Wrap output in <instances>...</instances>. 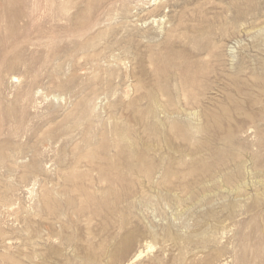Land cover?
<instances>
[{
	"label": "rangeland",
	"instance_id": "374dc122",
	"mask_svg": "<svg viewBox=\"0 0 264 264\" xmlns=\"http://www.w3.org/2000/svg\"><path fill=\"white\" fill-rule=\"evenodd\" d=\"M0 264H264V0H0Z\"/></svg>",
	"mask_w": 264,
	"mask_h": 264
},
{
	"label": "bare ground",
	"instance_id": "6f19581e",
	"mask_svg": "<svg viewBox=\"0 0 264 264\" xmlns=\"http://www.w3.org/2000/svg\"><path fill=\"white\" fill-rule=\"evenodd\" d=\"M146 7L149 8V6H146ZM146 7H145V8H146ZM163 7H164L163 4H158L154 9H152V10H148V12H149V13H154V12H156V11L158 12V11H160ZM141 255H142V251L136 253L133 259H135V258H139Z\"/></svg>",
	"mask_w": 264,
	"mask_h": 264
}]
</instances>
